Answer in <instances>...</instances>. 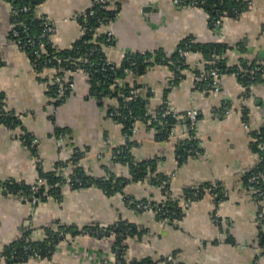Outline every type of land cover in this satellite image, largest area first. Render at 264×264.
Returning <instances> with one entry per match:
<instances>
[{
  "label": "crops",
  "instance_id": "0c3cea01",
  "mask_svg": "<svg viewBox=\"0 0 264 264\" xmlns=\"http://www.w3.org/2000/svg\"><path fill=\"white\" fill-rule=\"evenodd\" d=\"M91 0H45L39 6L55 25L51 39L57 48H67L80 35L77 14L89 7ZM118 10L109 26L113 43L102 47L106 57L119 64L127 51L139 54L161 52L171 56L185 39L207 44L223 42L228 46L224 57L229 64L239 58L264 60V0H252L251 7L238 16H225L211 27L208 13L200 6L178 5L172 0H112ZM10 3L0 0V92L11 116L20 126L9 129L0 123V180L12 179L33 185L40 169L65 176L60 198L48 196L34 202L31 198L0 192V245L16 238L28 227L37 228L33 238H42V227L57 224L84 227L111 224L119 218L131 222L137 233L124 240L128 261L151 264H264V248L258 243V206L246 188L242 176L262 156L253 147L254 132L264 125V79L249 86L232 73L220 77V91L197 89L189 74L170 84L171 70L166 64L149 63L137 78L143 94L149 88L148 109L154 115L160 105L176 114L170 135L161 139L150 120L136 121L130 136L122 124L108 116L111 99L90 93L86 75L70 73L73 90L55 104L47 94L28 58L9 33ZM156 56L150 57L154 60ZM204 54L194 50L188 57L190 70H201ZM52 69L44 72L49 77ZM227 100L230 112L221 111ZM196 110L197 123L191 127L188 112ZM65 129L63 141L56 131ZM28 132L36 139L32 149L20 138ZM129 136V137H127ZM194 139L196 148L188 150L183 161L177 158V142ZM130 142V152L137 162L156 161L154 172L170 177L168 192L148 178L128 182L125 194L135 199L165 200L175 198L182 206L176 225L159 220L155 213L140 211L127 204L121 192L105 193L98 183L71 186L73 165L68 160L73 149L84 154L81 170L93 178L110 175L124 178L129 166L114 156V150ZM121 150V149H120ZM219 182L225 198L216 215L215 201L208 193L197 200L185 197L190 186ZM42 232V233H39ZM114 236L67 235L45 258H31L25 264H112ZM165 260H168L167 262Z\"/></svg>",
  "mask_w": 264,
  "mask_h": 264
},
{
  "label": "trees",
  "instance_id": "16d2710c",
  "mask_svg": "<svg viewBox=\"0 0 264 264\" xmlns=\"http://www.w3.org/2000/svg\"><path fill=\"white\" fill-rule=\"evenodd\" d=\"M10 3V20L12 28L9 33V39L12 40L22 51H24L32 64L34 71L40 75L41 80L47 83V94L49 98H53L55 104L64 100L67 95L71 93V89H63L61 94H58L59 82L56 81L57 77H64L72 82L70 73L81 68H85L88 72H83L89 82V89L92 95L100 97L101 95L107 96L111 99L109 105L108 116L114 120H118L122 124L123 132L130 136L132 126L136 121H149L150 124L157 129L155 136L157 138H167L170 135L172 126L177 122V119L171 113L162 115L165 110L164 105H160L155 114L149 112L148 104L151 90L148 88L143 94L139 89L142 84L137 81L146 71L149 63L166 64L170 68H174L171 64L183 68H188L189 64L185 58H181L177 51L171 56H165L161 52L154 54H139L135 51H127L122 58V61L116 65L112 64L114 68H110L107 62V57L102 50L103 45L113 43V38L108 40L107 33L99 31L95 36L92 29H101L106 26L111 20L115 18L118 13L116 7L107 5V8H95V13L86 17V22H83V17L78 18L79 25H86V29L80 34L67 48H57L54 46L51 38L47 35H42L44 30V20L47 16L39 12L40 4L45 0H6ZM190 1V0H188ZM198 5L203 8L209 15V24L211 27L217 26L216 20L221 21L225 16H238L245 9H247L246 0H197ZM26 7V9H24ZM14 29L17 34L13 33ZM94 38V40H93ZM92 39V40H91ZM190 45L191 50H198L204 54L205 64L203 70L208 71L209 68L215 66L221 74L232 73L234 74L243 85L249 86L250 83L261 81L264 79V60L263 61H249L245 58H239L235 63L227 64L226 58L223 56L228 46L223 42H212L207 44H200L193 42L190 38L181 41L178 45ZM97 47V50L90 51L91 48ZM177 47V48H178ZM70 56L71 60L66 58ZM156 56L154 60H149L150 57ZM52 69L53 73L49 77L44 72ZM125 69L129 70V74L124 72ZM247 69V70H246ZM82 72V71H81ZM197 74L198 70H194ZM123 79L121 84L114 83L115 78ZM185 77L184 74L177 72V77H174L173 82L170 84L175 85ZM210 82L209 76H205L200 80L195 81L197 89H210L208 83ZM114 83V84H113ZM132 84V86H131ZM66 85V84H65ZM132 87L137 88V92L132 96L131 100H127L130 95ZM113 113V114H111ZM0 123L9 129H14L20 126V119L16 116H11L8 112L3 94L0 92ZM65 129L56 131V135L66 133ZM127 136V137H129ZM257 138L253 141V147L260 153L262 150L259 148V143H264V125L254 132ZM21 140L30 148L34 149V145H30L32 135L28 132L20 134ZM194 139H184L177 142V158L183 161L189 154L188 150L195 149L196 144L192 143ZM121 149V150H120ZM118 150H114L113 154L119 161L126 162L129 166V175L124 178L115 177L110 175L104 179L93 178L87 176L79 166V160L83 156V152L79 149H73V153L68 162L73 165V171L68 178L71 186L84 185L89 182L98 183L103 186L105 193L113 194L121 192L125 199L124 187L128 182H133L138 179L148 178L151 183L159 186L166 194L169 187L168 175L154 172L156 161L153 159L137 162L134 160L130 152V142L128 141L124 146ZM260 170L262 176L257 182H248V178L254 172ZM39 177L43 179L42 184L37 191L31 190L29 184L19 183L15 180H0V187L5 188L1 191L2 194L12 195L17 197L31 198L34 195L35 202L40 199H45L48 196L60 198V186L66 181L67 178L62 174L54 171H43L40 169ZM167 180V183L163 184ZM246 188L252 189V197L256 201L257 220H258V243L264 248V157L262 156L259 161L251 170L242 176ZM217 182V181H216ZM219 184V182H217ZM212 182L197 184L190 186L185 190V197L189 200H197L208 193ZM220 185V184H219ZM257 190V192L254 191ZM219 197L225 198V190L219 186ZM207 191V192H206ZM205 193V194H204ZM129 196V195H128ZM59 197V198H58ZM130 197V196H129ZM216 203L218 198L213 197ZM148 201L146 199H141ZM126 201V199H125ZM156 210L155 216L159 220H165L170 224L176 225L181 218L182 206L175 198H168L165 200H149ZM261 212V216L258 213ZM99 223L90 224L84 227L67 226L57 224L56 227H42L44 231L43 238H33L31 236L32 228H25L19 236L12 239L8 243L0 245V264H25L31 258H45L48 257L55 249V247L67 235L89 234L94 237H104L108 235L114 236L112 250L114 252V262L112 264H151L148 261H128L125 257V244L124 240L131 235L137 233L131 222L119 218L111 224H107V231L93 232L99 229ZM36 252V256L33 253Z\"/></svg>",
  "mask_w": 264,
  "mask_h": 264
},
{
  "label": "built area",
  "instance_id": "2783aa9c",
  "mask_svg": "<svg viewBox=\"0 0 264 264\" xmlns=\"http://www.w3.org/2000/svg\"><path fill=\"white\" fill-rule=\"evenodd\" d=\"M110 1H112V0H91V4L89 5V7L83 9L82 11H80L77 14L76 18L78 19L79 17L82 16L83 17V22L85 23L86 22V17L89 16V15H93L95 13V8H107V5H108V3ZM172 1H173V3L178 4V5H189V6L198 5V1L197 0H190V1H188V0H172ZM246 2H247V8L251 7L252 0H246ZM24 9H26V7H24ZM116 16H115V18H116ZM113 20H111L106 26H109ZM216 23L218 24L219 21L216 20ZM44 27L45 28H44V30L42 32V35L46 34L48 38H51L53 33L55 32V25L51 22V20H49L48 18H45ZM86 29L91 30L85 24L82 25V26L80 25V34H82ZM92 30H93L95 36L100 31L99 29H96V30L92 29ZM13 33L17 34V31L14 29ZM106 33H107L108 40L113 38V35H112L111 31H107ZM93 40H94V38H93ZM190 48H191L190 45H186L185 44L184 46L178 47L176 49V51H177L178 55L181 58H185L186 61H187L189 55L194 51V50H191ZM93 50H97V47L95 46V47L91 48L90 51L92 52ZM66 59L67 60H71L72 57L68 56ZM106 60H107L106 63L110 64V68H114V66L111 65V63L113 64L114 62H112L108 58ZM114 64L118 65L117 63H114ZM171 64L174 66V68L172 69V68L169 67V69L171 70L170 83L173 82L174 77H177V72H179L180 74H184L186 76V74H189L187 71H191V76H192V78H194L195 81L196 80H200L202 78H205V76H209V78H210V82L208 83L209 88L214 93H218L220 91V77H221V73L219 72V70L215 66H212L211 68H209L208 71H206V70L204 71L203 69H202V71L199 70V73L196 74L193 70H190L191 67L181 69L180 67L175 65L173 62H171ZM204 64H205V62H204ZM227 64H229V63L227 62ZM80 71L86 72V73L88 72L85 68H81ZM124 72L126 74H129V70L128 69H125ZM65 75L66 74H64V77H57L56 78V81L59 82V89H58L59 93L58 94H61L63 89H65V88H69V89L73 90V83L71 81H68ZM122 82H123V79H120V78H117V77L114 80V83L121 84ZM131 86H132V84H131ZM136 92H137V88L132 87V89L129 92L130 95L127 97V100H131L132 96L135 95ZM220 108H221V111L224 112V113H229L230 112V105L228 104L227 100H225V99L222 100ZM169 113H171L172 116L176 117V114L173 111H171L169 108H165V110L162 112V115H166V114H169ZM111 114H113V113H111ZM188 116L190 118L191 127H195V124L197 123V120H198L196 110H190L188 112ZM134 129H135V124L132 126V131ZM58 139H59L60 142L63 141V135L60 134L58 136ZM35 143H36V139L32 138L31 141H30V145L32 146ZM261 147L264 148V143L260 144V148ZM261 176H262L261 171L258 170V171L254 172L252 175L249 176L248 182H257L260 179ZM42 182H43V179L41 177H39L37 182L34 183L31 186V190L37 191L39 186L42 184ZM165 183H167V180L163 182V184H165ZM219 186L220 185L216 181H214V182H212V185H211L210 189H208V194L210 196L218 198V200H216V203H215V209H216L215 213H216L217 216H218L217 212L219 210V206L223 202V198L219 197V190H218ZM4 189L5 188L0 187V192L3 191ZM254 191L257 192L256 189H254ZM125 199H126L127 204L129 206H131L132 208L136 209V210L148 211V212L156 213V210L154 209L153 205L149 202V200L145 201V200H141V199H135V198H133L131 196L129 197L128 194L125 195ZM31 200H33L35 202L34 195L31 196ZM258 215L261 216V212L258 213ZM99 226H100V228L93 230V232L97 233V232L107 231V224H99ZM35 233H37V228H32L31 236H33V234H35ZM39 233H42V232H39ZM42 234H43V236H42V238H43L44 237V231H43ZM33 255L36 256V252H34ZM165 261L167 262L168 260H165Z\"/></svg>",
  "mask_w": 264,
  "mask_h": 264
},
{
  "label": "water",
  "instance_id": "95a60500",
  "mask_svg": "<svg viewBox=\"0 0 264 264\" xmlns=\"http://www.w3.org/2000/svg\"><path fill=\"white\" fill-rule=\"evenodd\" d=\"M263 152H264V150H263Z\"/></svg>",
  "mask_w": 264,
  "mask_h": 264
}]
</instances>
